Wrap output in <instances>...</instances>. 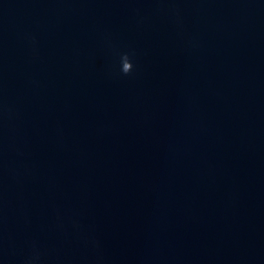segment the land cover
<instances>
[{"label":"water","instance_id":"water-1","mask_svg":"<svg viewBox=\"0 0 264 264\" xmlns=\"http://www.w3.org/2000/svg\"><path fill=\"white\" fill-rule=\"evenodd\" d=\"M0 264H264V0H0Z\"/></svg>","mask_w":264,"mask_h":264},{"label":"clouds","instance_id":"clouds-1","mask_svg":"<svg viewBox=\"0 0 264 264\" xmlns=\"http://www.w3.org/2000/svg\"><path fill=\"white\" fill-rule=\"evenodd\" d=\"M123 63H122V71L125 73V74H128L132 71L133 69V64L131 63L129 57L127 55H125L123 57Z\"/></svg>","mask_w":264,"mask_h":264}]
</instances>
